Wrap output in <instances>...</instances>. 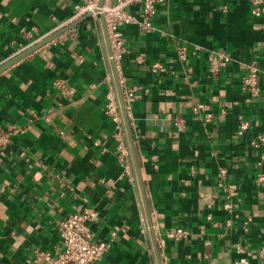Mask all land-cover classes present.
Returning a JSON list of instances; mask_svg holds the SVG:
<instances>
[{
  "label": "crops",
  "instance_id": "0c3cea01",
  "mask_svg": "<svg viewBox=\"0 0 264 264\" xmlns=\"http://www.w3.org/2000/svg\"><path fill=\"white\" fill-rule=\"evenodd\" d=\"M81 2L0 0V64L26 48L22 28L52 34ZM224 2L162 0L153 29L121 27L126 52L115 68L102 26L88 17L0 72V128L27 127L0 148V264H32L34 248L54 249L57 221L83 207L99 212L92 239L111 241L91 264H157L153 238L162 264H236L241 256L264 264V180H257L264 145L249 144L264 135V91L252 99L240 91L248 63L264 71V16L250 14L249 0L222 12ZM130 11L139 17V7ZM178 44L201 49L181 61ZM210 49L230 56L216 76L206 71ZM156 62L162 73L151 70ZM114 72L141 88L127 116L146 207L131 150L133 179L122 174L103 112ZM196 102L211 107L210 122L192 114ZM240 118L250 122L243 137ZM221 167L238 185L231 210L217 185Z\"/></svg>",
  "mask_w": 264,
  "mask_h": 264
},
{
  "label": "built area",
  "instance_id": "2783aa9c",
  "mask_svg": "<svg viewBox=\"0 0 264 264\" xmlns=\"http://www.w3.org/2000/svg\"><path fill=\"white\" fill-rule=\"evenodd\" d=\"M99 0H82L80 4L75 6L73 15L64 21L58 28L66 27L73 24L85 14H89L94 22L98 23L101 28L99 15L102 16L107 37L111 49L109 58L113 59L115 67L118 61L126 52L124 46L123 34L121 27L124 24H136L140 28L153 29V18L157 6L162 0H113L104 1L102 6H98ZM220 10L226 12L228 10V2L232 0H224ZM250 14L254 17L264 16V0H249ZM137 6L140 8L139 17L130 11V8ZM21 35L28 41L29 46L43 36L36 33V28H22ZM200 46L194 45L187 47L183 44H178L175 47V52L179 60L186 61L190 55H197L200 51ZM138 61H143V57L138 56ZM230 60L229 54L224 50H207L205 54L206 71L209 76L218 75L223 70ZM151 70L154 73H162L164 68L158 62L151 65ZM111 84L107 89L105 96V104L103 112L110 118L114 126V138L116 140V160L122 169V174H125L133 179L131 173V153L129 142L127 139L126 129L123 121L122 110L117 96L116 86L111 75ZM121 89V94L125 106L126 114H129L130 101L136 92L141 89L139 86H126L122 79H118ZM56 86L61 87L62 82L55 81ZM240 91L246 97L260 98L264 91V71L259 68L255 62H250L245 66V72L240 80ZM225 109L221 108L220 113H225ZM192 114L200 121L207 123L214 118V113L211 107L206 102H196L191 107ZM52 116L51 111H47L44 115V121H50ZM128 118V116H127ZM173 125L176 130H183L185 122L182 117L175 116ZM26 126H16L13 128H0V148H5L10 142L11 137L16 134H24ZM250 129V122L245 118L238 119L236 126V135L243 137ZM249 144L253 147L264 145V135H258L255 139H251ZM264 156L259 162L260 172L257 175V180H264ZM219 179L217 185L221 187L225 194L226 202L223 207L226 210L232 209V200L237 195L238 185L233 181H227L226 169L221 167L218 170ZM99 212L95 208L83 207L80 211L72 212L57 221L56 229L59 238V243L54 249L34 248L31 254L32 264H91L102 258L105 252L111 246L110 240H93L90 225L97 221ZM182 229H177L174 235H183ZM173 235V234H171ZM238 252H242L240 246L237 247ZM259 256H264V245L260 248ZM236 264H247V258L241 256Z\"/></svg>",
  "mask_w": 264,
  "mask_h": 264
},
{
  "label": "water",
  "instance_id": "95a60500",
  "mask_svg": "<svg viewBox=\"0 0 264 264\" xmlns=\"http://www.w3.org/2000/svg\"><path fill=\"white\" fill-rule=\"evenodd\" d=\"M105 0H99L98 1V6H102ZM90 17L89 14H85L84 16H82L81 18H79L77 21H75L73 24L66 26V27H62L58 30H56L55 32H53L52 34L49 35H45L43 36L41 39H39L37 42L27 46L26 48H24L23 50L19 51L18 53H16L14 56H12L11 58H9L8 60H6L5 62H3L2 64H0V72L7 69L10 65L14 64L15 62H17L18 60L22 59L23 57L27 56L28 54H30L31 52H33L34 50H36L37 48H39L40 46L44 45L45 43L51 41L52 39H54L55 37H57L58 35H60L62 32H64L65 30H67L68 28L72 27L73 25H75L77 22H80L86 18ZM99 19H100V24L102 26V30H103V36L106 39L107 44L109 45V41H108V37H107V32H106V27L103 21V18L101 15H99ZM109 56L111 55V49H110V45H109ZM112 66L115 68V63L113 61V59H110ZM114 80H115V85H116V91H117V96L120 102V106H121V110H122V116H123V121H124V125H125V129H126V133L127 136L129 138V147L132 153V158H133V164H132V168L135 169V172L137 174V179L139 181V186H140V191H141V195L143 198V202H144V206L146 205L145 199H144V191H143V185L140 181V175L138 172V166H137V159H136V155H135V150H134V146H133V142H132V138H131V131L129 128V122H128V118H127V114L125 111V106H124V102H123V98H122V94H121V89L118 83V78L116 75V72H114ZM146 207V206H145ZM146 214L148 215V210L146 208ZM148 226V219L146 220V227ZM149 234L151 235V230H149ZM153 249L155 251L156 254V259H157V264H162L161 263V259L159 257V252H158V247L156 244L155 239L153 238Z\"/></svg>",
  "mask_w": 264,
  "mask_h": 264
}]
</instances>
